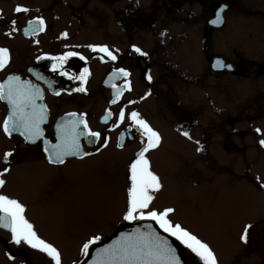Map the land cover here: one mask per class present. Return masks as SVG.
Returning <instances> with one entry per match:
<instances>
[{
	"label": "flooded vegetation",
	"instance_id": "flooded-vegetation-1",
	"mask_svg": "<svg viewBox=\"0 0 264 264\" xmlns=\"http://www.w3.org/2000/svg\"><path fill=\"white\" fill-rule=\"evenodd\" d=\"M38 1L39 5H33V0H0V48L9 50V62L4 69H0V83L8 76L14 75L19 76L21 80L30 81L40 89L43 100H38L37 103H43L48 110V121L42 128L45 132L44 138L50 143H55V125L66 118L70 119L67 117L68 113H83L92 131L100 132L102 137L109 138L107 147L100 148L99 152L96 150L101 141L89 142L82 138V149L93 155L83 158L69 157L64 164L56 165L48 163L42 141L27 143L19 133L6 136L0 128L3 141L8 142V147L0 151V168L5 166L4 153H13L9 158L11 163L7 165L9 172L0 175L1 179L7 181L6 186L11 184L12 175L17 177V172L29 169L40 173L51 171L59 178H67L62 181L48 176L47 180H44L40 194L42 201L48 205L57 204L58 198L67 193L60 191L61 188L70 186L75 189L73 186L76 178L68 175L67 170L78 171L88 160H96L90 170V178L93 188L96 184L106 189L103 193L102 209L109 210V214L101 216V227L97 229L95 216L82 214L75 223V231L69 230L62 235L87 234V239L90 234L98 233L104 240L113 234L120 224L129 223L122 220L126 204L127 166L140 147L141 138L135 128L128 131L130 121L127 119L118 128H112L120 107H124L126 113L132 110L139 112L141 118L160 134L159 146L146 155L164 145V153L183 162L177 171L179 178L195 186L207 181L203 177L208 175L209 168H214L218 154L224 156L226 153L223 143L220 147L219 144L214 146L218 150L217 153L210 152L207 141L209 127L217 125L216 127L222 126L226 129L224 122H227L236 128L245 123H252L249 124L252 126L264 121V54H261L263 49H257L251 35H236L240 33L233 35L240 48L233 46L229 53L218 48V39L224 37L232 11H237V16H244L246 21L245 17L257 16L260 13L258 9L255 10L248 4L245 7L241 0L237 7V3L234 4L231 0ZM89 2V9L84 8ZM223 4L227 5L222 13L223 23L211 24L209 21ZM17 6L26 7L30 11L17 13ZM186 7L192 9L188 10ZM87 15L94 16L95 22L93 20V23H86L83 17L87 18ZM36 17L44 19L45 30L34 35H25L24 29L28 27V21ZM237 19L241 23L244 21L240 17ZM259 29L260 26L256 31L261 33ZM61 33H67V37H62ZM88 45L108 46L117 59L111 61L104 57L102 61L103 54L93 52ZM133 45L146 55L134 52ZM245 45L252 49L249 56L242 53ZM66 51H75L85 57L84 60L79 56L70 57L65 69L79 75L85 67L88 68L89 75L84 85L86 92L74 91L80 86L78 80H69L66 76L53 72L52 61L47 58L37 59L39 56L62 55ZM217 60L226 65L230 64L231 69L214 67ZM115 68L128 71L130 90L124 88L119 101L113 104L110 103L114 96L112 86L121 87L125 83L123 77L112 76ZM149 75L151 82L146 78ZM37 76L42 79H37ZM56 92H59V95H56ZM146 93L150 94L145 95ZM130 100L134 103L129 104ZM225 105L237 110L240 108V113L233 108L237 113L236 117H211L214 113L225 111V108H231ZM106 111L112 114L108 123L103 120ZM7 115L8 105L0 100V125ZM182 131H188L191 139L182 135ZM232 132L227 135L228 141L237 147L234 133H240V130ZM121 133H125V136L122 137ZM249 133L250 136L254 135L252 131ZM175 139L179 142V148L182 147L179 151L178 147H174ZM118 142L123 146L117 147ZM198 147L201 148L199 152L196 150ZM190 159L203 161L205 169L194 170L203 173L202 179L190 182L187 175L194 173L192 168L187 167L192 166L187 162ZM93 174H97L100 183H96L97 178ZM116 175L119 177L116 178ZM76 191L79 192L78 187ZM118 204H123L121 212L117 208L110 209ZM260 222H264V219L248 225L253 226ZM0 233L11 237L9 230L0 228ZM0 245H3L9 254L13 252L1 236ZM79 249H76L78 253ZM14 250L21 252L23 249L17 247ZM242 251L235 256L239 258ZM261 251L260 255L264 256ZM185 253L187 255L186 250ZM187 258L188 264H196L198 260L195 256L189 258L187 255ZM257 264H264V258Z\"/></svg>",
	"mask_w": 264,
	"mask_h": 264
},
{
	"label": "rangeland",
	"instance_id": "rangeland-1",
	"mask_svg": "<svg viewBox=\"0 0 264 264\" xmlns=\"http://www.w3.org/2000/svg\"><path fill=\"white\" fill-rule=\"evenodd\" d=\"M231 1L234 4L237 3L235 7L239 6L240 0ZM241 1L245 7L248 4L253 9H258L260 13L253 18L245 17L247 18L245 21L244 16H237L239 13L235 10L232 11L228 17L225 35L218 39V48L225 53H229L233 46L240 48L239 44H236V38L233 37L234 33H240L236 35H246V37L251 35L257 49H263L261 54H264V0ZM39 4L38 0H33V5ZM90 6L89 2L87 6L84 5V8L89 9ZM193 11L196 12L194 9ZM3 12L7 11L3 10ZM237 17L244 20L243 23L239 22ZM83 18L86 23H93L94 16L87 15V18ZM255 26L256 29L260 26L261 33L256 31ZM251 50L245 45L242 53L249 56ZM225 107L231 106L225 105ZM233 108H225V111L214 113L211 117L214 119L236 117V111L240 113L241 109L234 108L236 110L234 111ZM224 124L226 129L213 125L208 128L209 132H206L210 152L217 153L218 150L215 147L218 144L220 147L221 143H223L224 152H226L224 156L218 154L219 158H217L214 168H209L206 177H203V173L199 172L205 169L203 161L200 162L199 159L187 160L189 164H192L187 167L192 168L194 172L187 177L190 182L205 178L207 181L201 185L195 186L179 178L177 171L183 162L178 158H170L168 154L164 153V145L147 156L152 171L162 183V189L154 194L155 199L152 206L159 210H163L165 207L174 208L175 211L171 215V219L208 243L216 255L218 264H257L264 258L260 255V251L264 250V222L250 227L247 243L240 240V235L244 225L264 219V190H261L255 183L256 177H261L264 181V147L258 143L259 140L264 139V121L252 126L249 125L252 123H245V125H238L239 127L236 128L232 127L235 126L232 123L224 122ZM257 128L261 129L259 134L255 131ZM233 130H240V133H234V137L238 140L236 141L234 138L238 148L228 141L227 135L232 134ZM250 131L254 133L251 135L252 137ZM204 132L205 130L201 134L204 135ZM221 134L223 135L221 136ZM7 144L8 142L3 141L0 135V151L7 148ZM178 144L179 142L175 139L174 147H178L179 151L182 147L179 148ZM95 161V159L88 160L86 164L80 166L78 171H66L68 175L76 178L73 186L75 189L70 186L61 188L60 191L67 193L58 198L57 204L48 205L42 201L40 194L41 185L48 176H54L62 181L67 180L66 177L59 178L51 171L40 173L34 172L36 171L34 169L22 170L17 172L19 174L17 177L11 176L10 185L6 186L7 181L5 180V185L0 188V194L17 199L25 206V218L33 224L34 230L41 239L58 249L61 253L62 264H74V262L78 264L83 259L76 249L81 247L86 239L85 236H87L85 234L74 235V237L72 234H62L69 230L75 231V223L82 214L88 213L87 215L91 214V217L95 216L96 229L101 227V216L109 214V210L102 209L104 205L103 193L106 189L98 187L96 184L95 188L92 186L90 170H92ZM205 162L207 164L206 160ZM93 176L97 178L96 183H100L97 174H93ZM118 177L116 175V178ZM76 187L79 192L76 191ZM113 208H117L121 212L123 204L113 205L110 209ZM94 234L98 235V233ZM0 236L13 251L9 254L3 245H0V264H51L50 258L45 253L32 249L23 242L17 245L12 242L10 236L1 233ZM17 247L23 250L16 252L14 249ZM185 250L189 258L194 256L187 249ZM240 250L243 251L237 258L235 255ZM261 254L264 252L261 251ZM9 256L13 258L9 259Z\"/></svg>",
	"mask_w": 264,
	"mask_h": 264
},
{
	"label": "snow or ice",
	"instance_id": "snow-or-ice-1",
	"mask_svg": "<svg viewBox=\"0 0 264 264\" xmlns=\"http://www.w3.org/2000/svg\"><path fill=\"white\" fill-rule=\"evenodd\" d=\"M227 5L223 4L218 7L214 14V19L210 23L220 25L223 23L222 13L226 10ZM30 9L17 6L15 12L27 13ZM2 18V17H0ZM15 23L14 21L12 22ZM15 31V28L12 29ZM45 30V21L41 17H36L28 21V27L24 29V34H36ZM164 33H161L163 36ZM61 36L66 38L67 33H61ZM78 47V46H77ZM93 52L102 53L101 60L107 57L108 60L115 61L117 59L113 51L105 45H88ZM132 50L139 55H146L140 48L135 45ZM79 56L81 60L85 57L75 51H66L58 56H39L37 59L47 58L52 61V71L58 72L61 76H66L69 80H78L80 86L75 88L76 92H86L85 82L89 75V70L85 67L79 75L70 73L65 69V65L70 57ZM9 62V50L0 48V69H4ZM214 67L231 69V65L223 64L217 60ZM112 76L123 77L125 83L121 87L113 85L114 96L110 103H117L124 88L130 90V84L127 80L129 73L124 68L113 69ZM151 82V76L146 77ZM37 79L42 77L37 76ZM59 95V92L55 93ZM146 93L145 95H149ZM144 99V97H141ZM0 100H6L8 105V115L5 117L2 125L3 133L6 136H11L13 133H19L27 143L35 144L37 141H42L43 151L46 154L48 163L61 165L64 164L69 157L83 158L91 156L93 153L86 152L81 147V139H87L89 142L101 141L100 148L107 147L109 138L101 135L100 132L92 131L89 128L88 122L81 113H68L67 117L55 125V143H50L45 139V132L42 128L48 121V110L43 103H37L38 100H43V95L38 87L30 81L21 80L19 76L10 75L0 83ZM129 104L134 101H128ZM111 112L106 111L103 118L105 123H108ZM127 119L130 121L129 132L132 128L138 131L141 138L140 147L134 153L127 166V190L126 204L122 215V220L129 223L138 221H152V224H146L144 229L135 228L130 232H122L112 240L111 243L104 244L102 247H96L92 251L93 246H96L102 241L100 235H92L87 238L81 245L79 252L81 257L90 259L85 260V264H182L181 257L178 255L176 248L169 242L167 238L160 235L157 228L166 233L168 237L174 238L191 254L198 258L197 264H218L217 258L208 243L203 241L193 232L183 227L180 223H176L171 219L174 214V208L165 207L159 210L153 207L154 194L162 189L160 178L152 171L147 153L150 150L156 149L160 142L161 136L155 131L147 121L141 118L140 113L132 110L125 111L124 107L119 108L118 116L112 128H118ZM111 130V129H110ZM255 131L259 134L261 129ZM185 137L191 139L188 131L181 133ZM125 136V133H121ZM199 144V141L196 142ZM261 147H264V139L258 141ZM121 143H117V147H122ZM197 152L201 148L196 149ZM12 152L4 153V167L0 168V175L9 172L8 164L11 163L10 157ZM6 181L0 179V188L5 185ZM257 186L264 190V181L261 177L255 178ZM251 225H244L243 232L240 235V240L247 243L248 231ZM0 228L9 230L11 240L19 245L21 242L28 245L32 249H37L45 253L51 261V264H62L61 253L51 243L41 239L34 230L33 224L25 218V206L17 199L10 198L8 195L0 194ZM13 257L9 256V259ZM75 264V262H74Z\"/></svg>",
	"mask_w": 264,
	"mask_h": 264
},
{
	"label": "water",
	"instance_id": "water-1",
	"mask_svg": "<svg viewBox=\"0 0 264 264\" xmlns=\"http://www.w3.org/2000/svg\"><path fill=\"white\" fill-rule=\"evenodd\" d=\"M212 19H214V17ZM2 101L7 104L6 100H2ZM146 224H152L153 227L156 228V225L152 221H138V222H135V223L120 224L119 228L113 234H111L108 238H106L105 240H103L100 243H98L96 246H93L92 251L94 252L96 247H102L104 244L111 243L112 240L116 239L120 235V233H122V232H130L133 229L138 228V227L143 230L144 226ZM157 231L159 232L160 235H162L165 238H167L169 240V242L176 248L178 255L181 257L182 264H187V259H186V256L184 254V251L182 250V245L179 244V242L176 241L174 238L168 237L166 233H163L158 228H157ZM90 258H91L90 256L87 257V258H84L79 264H85V260L86 259H90Z\"/></svg>",
	"mask_w": 264,
	"mask_h": 264
}]
</instances>
